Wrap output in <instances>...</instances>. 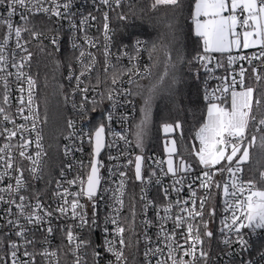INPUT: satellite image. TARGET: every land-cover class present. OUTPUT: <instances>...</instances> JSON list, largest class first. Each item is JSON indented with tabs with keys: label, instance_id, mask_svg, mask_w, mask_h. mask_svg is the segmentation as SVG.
Returning <instances> with one entry per match:
<instances>
[{
	"label": "snow or ice",
	"instance_id": "snow-or-ice-1",
	"mask_svg": "<svg viewBox=\"0 0 264 264\" xmlns=\"http://www.w3.org/2000/svg\"><path fill=\"white\" fill-rule=\"evenodd\" d=\"M95 4V0H93ZM99 5L113 9L121 6V0H99ZM99 5L96 11H101ZM76 0H0V27L5 33L0 38V83L3 85V94L0 97V137H3V146H0V205H6L4 216L0 219L3 236L0 237V264H36V256L45 258L47 264H59L58 250H49L45 247L37 253L35 249L29 251V246H34L36 241L30 239L29 234L36 229H42L51 236L54 232L52 220L55 218H71L78 221L68 226L65 236L71 251L75 257L73 264H88L80 255L82 248H92V264H128L124 249L127 247L124 239L125 228L119 224L120 210L123 207L125 194L126 172L119 171L120 177L118 187L112 189L106 186L104 177L101 175L103 162L99 159L105 148L111 149L123 142L125 146L121 155H128L127 149L135 147L140 150L135 156V180L141 184L150 185L153 178L161 185L165 203L162 208H157L155 201L147 200L145 195L144 209L149 206L157 208V219L160 221L159 238L163 241V247H147L143 253L145 264H152V257L156 258L155 264H210L211 244L205 247V238L211 241L213 231L209 228V220H205L204 207L209 199L211 189L215 187L222 190L224 196V217L220 221L219 229L222 237L221 243L226 251L224 254L229 257L226 264H264V184L258 185L253 179L244 178V165L250 161V149L259 145L264 150V118L256 120L254 106L259 107L261 100L254 97L255 89L251 86L245 87V74L247 69L240 65L237 74L231 76L217 77L215 71L224 68L221 60L215 58V54H227V65L232 68L238 61H246L251 67L257 82L264 79L257 67L252 66L253 60H261L264 63V0H190L189 18L191 24L186 34L176 37L181 44V50L177 53L176 63H173L172 51L165 49V56L168 63L162 75L154 81L150 79L151 68L149 64L141 65L143 52L148 53V60H153V53L157 51V45L153 43L148 47V40L142 39L138 32L132 29L139 28L134 20H129L125 14H118L117 18L123 22L119 31L120 39L117 41V30L110 24V17L107 11L103 12V56L104 71L109 68L116 69L113 64L114 57L117 62L127 58L131 67L122 71H114L111 76L113 85L120 84L121 87L108 91L106 99L110 106L101 112V119L96 121L91 115L97 112V105L103 104L104 93H99L100 99L95 96L89 101V88H81V77H87L94 70L98 63L96 55L88 49L96 48V39L87 35L86 26L89 21H95L96 16L91 12L86 15L74 11ZM159 6L172 8L182 7L181 0H153L151 8ZM38 15L51 19L55 17L58 22L66 21L68 25V39L75 62L79 65V74H75L72 63L68 64V80L73 79L76 87L72 90L70 100L65 96V102H71L72 108L77 110L81 125L86 122L85 127L80 128L81 135L77 136V121L69 119L67 126L70 131L65 139L72 142L73 137L80 141L81 145L87 137L92 147L91 159L85 171L83 162H78L80 171L68 179L64 169H61L56 180L55 197L58 200L55 208L46 205L41 200V192L33 191L30 181L44 180V160L47 155L43 148V136L37 125L40 121L39 105L34 98L36 80L31 74L24 71L26 65L32 59V53L21 44L24 33L40 39L43 33L36 29L33 22ZM79 15V20L77 19ZM61 27L63 25L61 24ZM169 27H172L169 25ZM83 33V35H79ZM15 39V47L20 49L24 55L16 59V52H9V45ZM50 44L56 52L60 51L59 35L48 36ZM127 39V42H125ZM191 40L194 45V55L186 58L183 48L184 41ZM82 40V43L78 41ZM27 41H25V44ZM115 47L116 51L112 49ZM258 48L259 52L251 55L240 54L241 49ZM236 51V55L232 53ZM135 53V55H133ZM136 61V63H132ZM59 63V61H57ZM177 63L189 66L190 78L194 82H201L200 69L206 73L203 84V101L205 102L204 118L195 130L193 140L198 141V146L191 145L190 155L193 159L199 174L192 176L196 171L193 163H189L183 156L178 163H174L173 155L177 152L176 141L172 140L170 145L165 143V151L168 153L166 169L162 166L163 161H157V169L161 173L150 170L147 178L142 172V164L145 159L143 155L144 145L148 136L152 121L153 111L157 99L163 90L167 89L169 95L174 91H181L189 87L188 80H182L175 75ZM193 65L195 67L193 70ZM211 65V67H210ZM141 67L143 71H141ZM15 69V72L9 69ZM127 75L129 87H123L125 81L123 76ZM237 75L239 79L237 80ZM15 77L17 83L23 81L25 87H19L22 94L18 98L16 116L22 119L17 123L15 116L11 113L10 103V78ZM134 77L140 80H149L147 85L140 84ZM217 79L221 81L215 88L209 91L208 81ZM135 85V88L131 87ZM239 85V90H237ZM27 92L25 100L23 93ZM95 91V89H93ZM77 92L83 96L82 101L77 104L74 97ZM123 98V99H122ZM90 103V107L88 106ZM122 105L130 106L126 111L117 115ZM27 113V114H25ZM46 122V117H45ZM119 123L120 128L116 130L114 123ZM11 124L12 127L7 125ZM250 126L254 131H250ZM179 122L164 123L165 133H172L180 128ZM106 129L113 139L106 141ZM255 133H260L259 137ZM34 134V141L32 136ZM183 133H181V136ZM15 141V142H14ZM35 143L34 153L30 152L32 144ZM83 151V148H79ZM72 148L65 145L64 154L69 156ZM14 153L16 155H14ZM17 155L19 160L17 159ZM109 160H118L119 156H108ZM28 161L25 169L22 165ZM128 164L133 161L128 159ZM66 168L70 171L72 164L68 163ZM25 171L28 177H25ZM111 177L116 173L112 168L107 170ZM227 174L223 183L214 180V176ZM171 175L172 184L164 186L162 178ZM192 176L187 183V190L190 193L191 203L188 199H181L180 193L185 189V180ZM260 180L264 182V172H260ZM199 181V188L205 190L206 195L199 199L197 208V190L193 184ZM66 185V186H65ZM75 189V190H73ZM144 189L142 188V193ZM111 193L112 208L115 215H106L101 221L97 212V203L105 199ZM176 193V198L171 199V194ZM86 200L91 203L92 214L86 211ZM119 205V207H117ZM15 208V211H13ZM163 215H160V212ZM146 214V211H145ZM135 213L133 212V216ZM216 210L212 208L208 216L215 217ZM199 220V223H197ZM171 221V231L165 230V224ZM150 224V221H144ZM115 225L116 238H110L113 234L109 231V225ZM103 225V226H102ZM46 226V227H45ZM87 229L91 234L96 229L103 233L102 242L93 244L91 238H85L79 232ZM184 229L181 239L177 240V230ZM15 237L16 239H13ZM149 243L151 238L145 235ZM235 248V251H233ZM111 256V258H109ZM239 256V260L235 257Z\"/></svg>",
	"mask_w": 264,
	"mask_h": 264
},
{
	"label": "built area",
	"instance_id": "built-area-1",
	"mask_svg": "<svg viewBox=\"0 0 264 264\" xmlns=\"http://www.w3.org/2000/svg\"><path fill=\"white\" fill-rule=\"evenodd\" d=\"M135 0H121V6L119 8H116L115 5H113V9H108L106 6L99 5V0H95V4L93 3V0H76V6L74 8V11H77L79 14H84L86 15L88 12H91L93 15L96 16L95 21H89V24L86 26L87 30V35L89 37H92L97 40L98 46L96 48H91L88 49V51L93 52L96 57L98 63L96 64L94 70L91 72V74L87 77H81V80L83 81L82 84L80 85L81 88L87 86L89 88L88 96H89V101L93 96H95L98 100L100 99L99 93H104L105 94V99L103 104L97 105V112L92 113L91 115L95 118L96 121H99L101 119V112L108 108L110 106V102L106 99L107 93L111 89H119L121 85L118 83L116 85H113L111 83V76L114 71H122L126 70L127 68L131 67V64L127 60V58H123L121 61L117 62L115 58H112V63L116 64V69L109 68L107 72L104 71V56H103V19H102V14L103 12L107 11L109 13L110 17V24L114 28V21H113V16L114 13H116L118 10H120L122 7L127 6L134 2ZM99 5L101 8V11L97 12L96 11V6ZM2 11V10H0ZM79 15L77 19L79 20ZM34 19H39L40 24L38 26H42L41 31L43 35L40 37V39H35L31 36H29L27 33L23 34V37L21 39V44H24L25 47L32 53V47L34 45L38 46H44L47 48L52 49L57 55L63 56L65 60V70H64V83L67 87V96L70 97V100L72 99L71 93L72 90L76 87V82L73 79L72 81L68 80V74H69V69H68V64L71 62L72 67L75 70V74H79V65L75 62V56L78 55V53H72L71 51V46H70V40L68 39V25L66 21H61L58 22L55 17L48 19L44 17L43 15H38ZM61 24L63 27H61ZM5 33V29L3 27H0V38L3 37ZM52 35H59L61 37L60 40V51L56 52L55 48L53 45L50 44L49 40L47 39L48 36ZM79 35H83V33H80ZM116 39V38H115ZM117 40V39H116ZM25 41L27 43L25 44ZM78 43H82V40L78 41ZM15 51L16 52V59L19 61L20 56L24 55V53L21 52L20 49H17L15 47V39L13 38L10 41L9 45V52ZM113 52L116 51L115 47L112 49ZM259 49H251V50H240V54L243 55H251L253 53L258 54ZM233 55H236V51L232 53ZM135 55V53H133ZM215 58L218 60H221L225 67L217 69L214 73L215 76L220 77V76H228L229 81L231 80V76L233 74H237L239 71V67L241 64L247 69L246 74H245V87L254 86L255 88V95L256 99L261 100V105L259 107L254 106V114L256 116V120L258 121L261 118H264V79L261 81L257 82L255 75L251 71V67L248 65L246 61H238L232 68H229L227 65V54L222 55H215ZM132 63H136V61H133ZM141 65L143 64H149L151 68V77L153 76V68H152V61L149 62L148 60V53L143 52L142 60L139 61ZM253 67H257L258 71L260 72L261 76H264V63H262L261 60H253L252 62ZM211 67V65H210ZM10 71L15 72V69L10 68ZM24 71L26 73H29L32 75V77L36 80L37 84L34 89V98L36 103L39 105V113H40V121L38 122V129L41 130V134L43 136V148L44 151L48 155L47 151V143H46V136H45V126H44V118L42 115V110L40 106V101H39V85L37 78L33 75L32 72V63L31 61L29 62L28 65H26ZM141 71H143V68L141 67ZM202 75H203V80L206 77V73H204L203 69H200ZM150 77V78H151ZM134 79L138 80L139 83L145 80H140L139 77H134ZM239 79L237 75V80ZM123 80L125 81L123 87H129V85L126 83L128 80V76L124 75ZM221 81L217 79H212L208 81V87L209 91H211L213 88H215L218 84H220ZM25 87L26 89V84L21 81L19 83L16 82L15 77L10 78V85H9V91H10V103H11V113L15 116L16 122L22 123V119L19 116H16V108L19 106L18 105V98L22 95L18 89L19 87ZM131 87L135 88V85H132ZM95 89V91H93ZM237 90H239V85H237ZM3 94V85L0 83V97H2ZM25 100L27 99V92L23 93ZM75 101L77 104H79L83 96L81 93L77 92V94L74 97ZM123 99V98H122ZM67 105V110L69 114V119L76 120L77 125H76V133L77 136L81 135L80 133V128L85 127L87 129L88 124L87 122L84 125H81L79 122V118L77 115V110H74L72 108L71 102H66ZM89 107L91 106L90 103L88 105ZM130 106L128 105H122L118 111L117 115L120 114V112L126 111ZM27 114V113H25ZM3 126V122L0 121V127ZM8 127H12L11 124L7 125ZM113 127L116 130H119L120 125L119 123H114ZM72 131L71 129L68 128L66 129V133L63 137L62 143H61V166L58 167V170H56L53 173H50L48 171V156H44V180L40 181H30L32 187L29 190V193L26 194H31L33 191H40L41 192V200L44 204L46 205H51L52 208L56 207V204L58 203V200L56 199L54 193L56 190L55 182L56 180L61 179L59 176V172L61 169H64L67 175L68 179H72L79 171V163L78 162H83L85 165V171H87V165L90 162L91 159V151L92 147L88 143L87 137H85L83 144L81 145L80 141L77 140L75 137H73L72 142L70 143L69 140L65 139V137L68 136V133ZM250 131H254L253 127L250 126ZM257 136L260 135V133H255ZM32 139L34 141L35 137L34 134L32 136ZM113 139L110 134H108L107 129H106V141H109ZM15 142V141H14ZM4 139L3 137H0V146H3ZM65 145H70L72 148L71 154L69 156H65L64 154V148ZM83 148V151H79V148ZM125 146L123 145V142H119L117 146L112 147L111 149L105 148L99 159L103 162L104 167L101 169V175L104 177V181H102V184L106 182V186L115 189L118 187L119 183V171H125L126 172V179H125V194L123 196L124 204L123 207L120 210V215H119V224L120 226L125 228L124 225V216L127 211L128 207V202L130 199V194H131V189L133 187V184L136 182L138 186V198H139V211H138V217H137V234H136V245L135 242L134 244L132 243L131 239L127 235V231L125 230L124 232V239L127 247L124 249L125 254L128 259V264H145V257L143 255L145 249L147 247H155V246H160L163 247V241L161 238H159L158 233H159V227H160V221L157 219V208H162L165 203V197L162 194L161 190V185L156 183V179L153 178V182L150 185H144L141 184L140 181L135 180V156L141 154L139 149H136L135 147L127 149L128 155H121V153L124 151ZM35 150V143L32 144L30 148V152L34 153ZM14 155H16L14 153ZM119 156L118 160H109L108 156ZM143 155L145 157L143 164H142V172L145 175V178H147L150 170H154L157 172V176H160L161 173L157 169V161H163V167L166 169V161L168 159L167 155L165 154H156V153H148L143 151ZM17 159L19 160V157L17 155ZM128 159H131L133 161L132 164H128L127 161ZM28 161L23 162V167L26 169L28 167ZM68 163L72 164V169L69 171L66 168V165ZM249 163V162H248ZM247 164L244 165V178L249 179L247 176L246 172V167ZM108 168H112L113 172L116 173L115 175L109 177L108 176ZM199 174V171H195L192 176H195ZM192 176H189L185 180V189L180 193V198L183 199H188L189 202L191 203V197L190 193L187 190V183H189L192 179ZM25 177H28L27 171H25ZM227 179V174L225 173L223 176L217 174L214 176V180L220 181L221 183L224 182V180ZM162 184L164 186H168L172 184V178L171 175L163 177L162 178ZM259 185V184H258ZM66 186V185H65ZM142 188L144 189V192L142 193ZM193 189L197 190V208L199 207V199L204 197L206 195L205 190L199 188V181L193 184ZM75 190V189H73ZM145 195L147 200H152L155 201L157 208H153L151 206L148 207L147 210L144 209V203L145 200L141 199V196ZM209 195V199L205 203L204 207V214H205V220H209V228L211 231H213L214 235L211 241H208L207 238H205V247L207 248L209 243L211 244V261L210 264H226V262L229 260V257L226 256L224 253L226 251H229L228 249L224 248V245L221 243V235L219 232L220 227L222 226L220 221L223 219L225 213L223 211L224 209V196L222 193V190H218L215 187L211 189V192ZM171 199L176 198V193L171 194ZM82 203L86 204V211L88 212L89 215L92 214V207L91 203L82 200ZM112 203L113 201L111 200V193L108 194L107 197H105L104 200L99 201L97 203V212L99 215L100 220L102 221L104 216L106 215H115V212L112 208ZM7 207L6 205H0V218L4 216V209ZM119 207V205H117ZM215 208L216 210V215L215 217L209 218L208 213L209 211ZM13 211H15V208H13ZM146 211V214H145ZM160 215H163V212H160ZM56 214L54 213V217L52 220V225L54 227V232L51 236H49L46 231L42 229H36L32 233L29 234V238L32 239L34 238L36 243L34 246H29L28 250L35 251L37 253L41 252L45 247H48L49 250H58V256H59V264H73L75 257L72 254L71 251V245L68 244V241L65 236V231L67 230L68 226L73 225L75 223H78V221H74L71 218H60L56 219L55 218ZM150 221V224H145L144 221ZM4 223L3 219H0V224ZM197 223H199V220H197ZM103 226V225H102ZM46 227V226H45ZM109 231L113 234L110 238H116V233H115V225H109ZM173 225L171 221H168L165 224V230L166 231H171ZM75 232H79L80 235H82L85 238H91L93 241V244H99L102 242L103 239V233L100 229H96L93 231L91 234H89V231L87 229L80 230L78 228L73 229ZM184 231V229H178L177 230V240L181 239V234ZM145 235L151 238V242L149 243L148 241L145 240ZM3 236V231L0 230V237ZM13 239H16L13 237ZM233 251H235V248H233ZM92 248H82L80 251V255L84 260L88 262V264H92V256H91ZM0 255H3V250L0 249ZM111 258V256H109ZM152 264H155L156 258L152 257ZM236 260H239V256L235 257ZM36 264H47V261L45 260L44 257L37 255L36 256Z\"/></svg>",
	"mask_w": 264,
	"mask_h": 264
},
{
	"label": "trees",
	"instance_id": "trees-1",
	"mask_svg": "<svg viewBox=\"0 0 264 264\" xmlns=\"http://www.w3.org/2000/svg\"><path fill=\"white\" fill-rule=\"evenodd\" d=\"M153 0H135L131 4L122 7L114 13V28L117 30L116 39L119 41L120 29L123 22L118 20V14H125L129 20H134L139 28H133V32H138L142 39L148 40V47L153 43L157 45V51L153 53L152 68L154 81L163 74L165 66L168 63L164 54L165 49L172 51L173 63H176L177 53L181 50V44L174 39L181 34H186L191 24L189 18L190 0H181L182 7L172 8L169 6H159L153 10L151 4ZM37 30L42 29L39 19L33 20ZM39 23V24H38ZM38 24V25H37ZM171 25L172 27H169ZM127 42V39H125ZM184 54L186 58L194 55V45L191 40L184 41ZM216 55V54H215ZM220 55V54H217ZM59 61V63H57ZM32 72L37 78L39 85V101L44 118L45 136L48 151L47 169L50 173L58 170L61 166V143L67 129L69 118L65 96H67V87L64 83L65 60L63 56L57 55L52 49L34 45L32 47ZM193 70L196 65H193ZM175 75L182 80H188L189 87L181 91H174L171 95L167 89L163 90L157 99L154 111L153 121L144 145V152L164 154L165 138L163 124L179 122L181 127L175 129L172 136L177 145V157L183 156L189 163H193L191 155V145L197 142L193 140L194 133L199 123L204 118L205 102L203 101V75L201 73V82H194L190 78L189 66L187 64L177 63ZM149 80L140 82L147 85ZM46 117V122H45ZM181 133L183 135L181 136ZM259 137V135H258ZM250 161L246 167L249 179L263 184L260 180V172H264V150L259 145L250 149ZM196 171H200L196 168ZM138 186L136 182L131 189L130 199L127 211L124 216L125 230L132 243L136 245L137 217L139 211ZM133 212L135 215L133 216Z\"/></svg>",
	"mask_w": 264,
	"mask_h": 264
},
{
	"label": "rangeland",
	"instance_id": "rangeland-1",
	"mask_svg": "<svg viewBox=\"0 0 264 264\" xmlns=\"http://www.w3.org/2000/svg\"><path fill=\"white\" fill-rule=\"evenodd\" d=\"M253 49H256V48H253ZM241 50H251V49H241ZM235 51V50H234ZM217 55V54H216ZM250 86V85H249ZM248 86V87H249ZM251 87H253L254 88V86H251ZM255 89V88H254ZM256 93L254 92V97L256 98V95H255ZM172 134H173V132L172 133H165V135L167 136L166 138H165V143L167 142L169 145H170V142L172 141V140H175V138L172 136ZM197 142V146H198V141H196ZM176 147H177V145H176ZM164 151H165V144H164ZM165 153H166V155L168 156V153L165 151ZM177 152L173 155V160H174V163H178L179 162V158L177 157ZM263 184H264V182H263Z\"/></svg>",
	"mask_w": 264,
	"mask_h": 264
},
{
	"label": "crops",
	"instance_id": "crops-1",
	"mask_svg": "<svg viewBox=\"0 0 264 264\" xmlns=\"http://www.w3.org/2000/svg\"><path fill=\"white\" fill-rule=\"evenodd\" d=\"M164 134H165V132H164ZM164 154L166 155L165 151H164ZM167 157H168V156H167Z\"/></svg>",
	"mask_w": 264,
	"mask_h": 264
}]
</instances>
